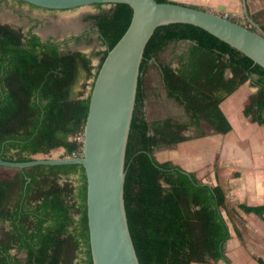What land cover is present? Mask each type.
I'll return each mask as SVG.
<instances>
[{"label": "trees", "instance_id": "16d2710c", "mask_svg": "<svg viewBox=\"0 0 264 264\" xmlns=\"http://www.w3.org/2000/svg\"><path fill=\"white\" fill-rule=\"evenodd\" d=\"M113 5L110 13L89 16L105 46L97 69L87 53L63 52L60 42L42 40L33 32L34 26L24 33L21 27L0 23L1 159L26 162L58 148L65 150L64 156H80L83 141L77 136L84 134L94 82L133 18L128 4ZM180 41L192 45L179 55L178 65L159 67L168 97L184 108L189 121L166 118L150 122L142 74L169 44ZM81 72L84 81L92 79V83L86 96L85 82L79 97L72 98ZM249 80L259 91L250 96L244 114L264 125L262 66L201 27L173 23L155 30L140 67L126 153L125 206L140 264L219 260L231 264L225 256L230 233L222 209H230V205L224 189L201 182L195 173L172 161L159 162L154 152L191 139L184 135L191 127L199 129L197 137L206 135L203 122L218 133L231 131L220 104ZM16 171L12 178L0 179V224H8L0 231V264H93L84 167L38 165ZM72 175L77 177V187L61 182ZM240 208L264 220V205L243 204ZM256 260L264 264L261 257Z\"/></svg>", "mask_w": 264, "mask_h": 264}, {"label": "water", "instance_id": "95a60500", "mask_svg": "<svg viewBox=\"0 0 264 264\" xmlns=\"http://www.w3.org/2000/svg\"><path fill=\"white\" fill-rule=\"evenodd\" d=\"M37 7L70 10L94 4H128L133 18L109 51L94 82L80 156L35 158L0 166L81 165L87 178V216L93 264H140L125 206L126 153L146 46L158 27L187 23L203 28L264 68V31L219 13L174 0H22ZM246 10V5H245ZM225 8L222 7V10Z\"/></svg>", "mask_w": 264, "mask_h": 264}, {"label": "crops", "instance_id": "0c3cea01", "mask_svg": "<svg viewBox=\"0 0 264 264\" xmlns=\"http://www.w3.org/2000/svg\"><path fill=\"white\" fill-rule=\"evenodd\" d=\"M174 1L197 6L211 12H216L224 7V12L244 15L248 21L252 22L251 25L256 26L257 30L264 31V0ZM1 4L11 9L14 13L13 16H17L9 24L24 27V30H27L29 25L38 22L39 25L42 22L44 24L55 22L51 25L58 28V30L54 29L56 34L59 28H64V24H58L57 20L49 17V13L53 11L33 8L31 5L21 3L18 0H2ZM65 25L67 27V24ZM34 33H37L42 40L47 38L56 41L64 39L58 35L42 33L38 29H35ZM230 76L231 71L227 77ZM258 91L259 88L249 80L220 104L222 112L232 126L231 131L218 133L206 123L210 128L204 131L206 135L196 136V139H192L194 138L192 137L167 147L171 154L168 160H164L178 161L181 167L183 166L182 168L191 173L198 172L204 165L211 168L212 175L203 183L212 186L220 185L224 189L230 205V209H222V213L225 219L230 220H226L230 238L225 244V256L231 261V264H259L256 257L264 259V220L257 214L246 213L240 208V205L243 204L247 206L264 205V125L252 121L250 117L244 114L250 96ZM55 150L47 155L38 153L34 159L63 157L64 150L60 151V154H55ZM186 156L195 157L197 161H189ZM164 161L159 160V162ZM11 169L13 168L0 166V179L11 178L10 174L14 173ZM192 264L227 263L224 260H219L217 262Z\"/></svg>", "mask_w": 264, "mask_h": 264}, {"label": "rangeland", "instance_id": "374dc122", "mask_svg": "<svg viewBox=\"0 0 264 264\" xmlns=\"http://www.w3.org/2000/svg\"><path fill=\"white\" fill-rule=\"evenodd\" d=\"M0 1V23H11L14 21L13 18L17 16H13L14 13L11 9L7 8L5 5L1 4ZM114 8L113 4H103L101 7H96L93 5L84 6L81 8H75L70 10H57L49 13V17L53 20H57L58 24H64V28H59L58 33L56 34L54 29L55 26L51 25L55 22H42L41 25L38 23L29 25L27 30H24V27H21L24 33H27L32 26H34L33 32L35 29H38L42 33H49L52 35H58L60 37H64L63 40H59L57 42L61 43L60 49L63 52H73V51H82L87 53L97 69V66L100 63L101 54L105 49L104 44L102 43L99 34L97 32V26L92 19H89V16L101 14V13H110ZM200 8V7H199ZM203 9V8H202ZM214 13H219L220 15L231 19L235 22L241 23L247 27H253L257 30L255 25H251L252 22L248 21L246 16H241L236 13H228L224 12V10H218ZM52 14V15H51ZM251 17V16H250ZM253 18V17H251ZM28 21V20H27ZM29 22V21H28ZM67 24V27L66 25ZM14 25V24H13ZM19 27V26H18ZM61 29V30H60ZM37 31V30H36ZM37 34V33H36ZM79 36L81 37L79 40H71L72 37ZM50 39V38H47ZM44 39V40H47ZM56 41V40H55ZM192 45V42L183 41L177 43L169 44L162 52L159 53L158 57L154 59L148 65L147 69L143 72V86L146 93V118L148 121H155L160 119L166 118H173L179 122H188L189 117L186 114L184 108L179 105L174 99L168 97L166 89L163 84L162 74L160 71V64H172L174 67L178 65V57L183 52H186L189 47ZM226 75H230V70L226 71ZM86 82L87 84V91L85 92L84 96L87 95L88 90L90 88V84L92 83V79L88 81H84V72L80 73L79 80L77 81L76 85L73 88L72 98L79 97L80 92L83 89V85ZM75 96V97H74ZM209 126L203 122L202 130L206 131L209 130ZM200 133L199 129L196 127H191L189 130L184 132V135L188 136L189 138L196 139L195 137ZM70 140H73V137H70ZM78 141H83V135L79 134L77 136ZM170 147V146H168ZM199 149V147H197ZM64 150L63 148H58L55 150V154H60V151ZM65 150L63 151L62 156H64ZM79 153V152H78ZM82 153H80L81 155ZM171 151L169 148L162 146L155 149L154 156L156 159L159 160H168L170 157ZM67 156V155H66ZM189 161L196 162V158L192 156H186ZM53 158V157H49ZM62 158V157H61ZM172 161V160H171ZM174 164H179L178 161H172ZM181 166V164H179ZM183 167V166H182ZM14 173L10 176L11 178L17 172V169H11ZM197 178L201 182H206L209 176L212 175V170L209 166L204 165L201 170L195 172ZM77 177L72 175L70 177H64L61 179L62 183L72 184L74 187H77ZM230 221L229 219H226ZM8 224L1 223L0 224V231H3L7 228ZM14 254L17 253L16 250L12 251ZM18 257L24 258L25 254L18 253Z\"/></svg>", "mask_w": 264, "mask_h": 264}, {"label": "built area", "instance_id": "2783aa9c", "mask_svg": "<svg viewBox=\"0 0 264 264\" xmlns=\"http://www.w3.org/2000/svg\"><path fill=\"white\" fill-rule=\"evenodd\" d=\"M72 156H79V155H77L76 153H74Z\"/></svg>", "mask_w": 264, "mask_h": 264}]
</instances>
